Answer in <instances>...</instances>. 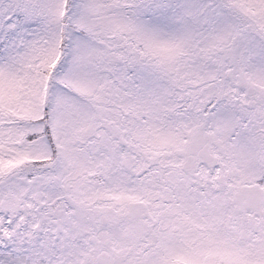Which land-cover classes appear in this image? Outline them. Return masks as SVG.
Here are the masks:
<instances>
[{"label": "snow or ice", "instance_id": "snow-or-ice-1", "mask_svg": "<svg viewBox=\"0 0 264 264\" xmlns=\"http://www.w3.org/2000/svg\"><path fill=\"white\" fill-rule=\"evenodd\" d=\"M0 264H264V0H0Z\"/></svg>", "mask_w": 264, "mask_h": 264}]
</instances>
